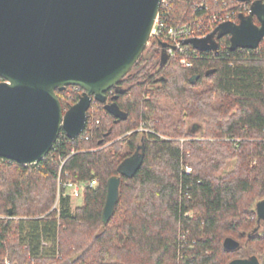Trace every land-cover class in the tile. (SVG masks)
I'll return each instance as SVG.
<instances>
[{"label":"trees","instance_id":"trees-1","mask_svg":"<svg viewBox=\"0 0 264 264\" xmlns=\"http://www.w3.org/2000/svg\"><path fill=\"white\" fill-rule=\"evenodd\" d=\"M163 3L159 12L166 7L175 23L221 0ZM222 37L229 43V33ZM157 44L145 47L105 102L91 100L87 138L61 130L33 164L0 157V264H228L252 256L264 264L255 213L264 199V42L218 55L196 48L189 68L164 63ZM55 92L65 112L83 89ZM135 153L138 168L122 173ZM58 176L98 182L71 209ZM111 177L119 184L104 219ZM226 237L238 246L225 249Z\"/></svg>","mask_w":264,"mask_h":264},{"label":"water","instance_id":"water-1","mask_svg":"<svg viewBox=\"0 0 264 264\" xmlns=\"http://www.w3.org/2000/svg\"><path fill=\"white\" fill-rule=\"evenodd\" d=\"M160 1L0 0V76L6 80L0 83V157L33 164L44 158L61 130L69 138L78 136L91 100L105 102V92L142 54ZM226 33L233 49L257 47L264 37V1L253 0L238 23H221L207 36L184 43L214 49V36ZM67 85L84 91L63 112L55 89ZM140 160L141 153L125 159L121 172L133 174ZM118 184V177L108 180L104 219L112 212ZM255 213L264 221V199L256 202ZM238 244L231 237L223 240L225 249ZM228 264L259 261L252 256Z\"/></svg>","mask_w":264,"mask_h":264},{"label":"built area","instance_id":"built-area-1","mask_svg":"<svg viewBox=\"0 0 264 264\" xmlns=\"http://www.w3.org/2000/svg\"><path fill=\"white\" fill-rule=\"evenodd\" d=\"M253 0H221L220 5L217 9H211L208 4H204V14L197 16L191 21H178L175 23H169L166 19V7L162 9L155 17L154 24L150 32V38L147 44L150 45L151 41L155 40L158 42L157 46L162 49L164 63L170 59H176L179 65L185 68H189L193 64L194 57L199 55V51L196 48H191L190 44L184 43V40L190 38H202L210 34L215 30V28L221 23H238L240 16L247 15L249 8ZM164 5H167V0H164ZM223 35L219 36L220 39L216 40L217 46L214 49L201 50L208 52V54L218 55L222 51H249L257 50L262 42H264V37L258 43L255 48H244V47H230L229 43H226ZM160 43H163L161 45ZM6 81L0 76V83ZM78 88L77 85H73ZM80 88V87H79ZM112 93V88L108 89L106 92V97L108 94ZM91 119L87 111L85 117L84 127L78 135L86 136L88 129L90 128ZM77 137V136H76ZM74 139V138H70ZM187 166V165H186ZM190 167H186V171L189 172ZM98 179L93 177L90 180L82 182L74 181H64L61 183L63 188V195H68L71 197H76L81 193L83 187L89 186L94 187L97 185ZM59 187V188H60ZM60 191L58 190V194Z\"/></svg>","mask_w":264,"mask_h":264},{"label":"rangeland","instance_id":"rangeland-1","mask_svg":"<svg viewBox=\"0 0 264 264\" xmlns=\"http://www.w3.org/2000/svg\"><path fill=\"white\" fill-rule=\"evenodd\" d=\"M147 46H149L148 44L145 46V47H147ZM145 49V48H144ZM153 71H154V69H153ZM62 163V162H61ZM64 180H62L59 176L57 177V183H56V186L57 187H60L61 186V183L63 182ZM69 181V180H68ZM77 183V182H76ZM84 188V187H83ZM83 189L81 190V193H79V195L78 196H76V197H71L70 198V201H69V206H70V208L71 209H73V208H75V207H78V206H80L81 204H82V198H83ZM56 201H57V197H56V200H55V202H54V205L52 206L53 208L55 207V205H56ZM254 206V205H253ZM193 210H190L189 211V213H188V215H192L193 214ZM1 218H4L5 216H0ZM14 218H16V217H14ZM261 228V226L259 227L258 226V229H260ZM4 264H9L8 263V260L7 259H4Z\"/></svg>","mask_w":264,"mask_h":264},{"label":"flooded vegetation","instance_id":"flooded-vegetation-1","mask_svg":"<svg viewBox=\"0 0 264 264\" xmlns=\"http://www.w3.org/2000/svg\"><path fill=\"white\" fill-rule=\"evenodd\" d=\"M264 225V221L260 220L259 227Z\"/></svg>","mask_w":264,"mask_h":264},{"label":"bare ground","instance_id":"bare-ground-1","mask_svg":"<svg viewBox=\"0 0 264 264\" xmlns=\"http://www.w3.org/2000/svg\"><path fill=\"white\" fill-rule=\"evenodd\" d=\"M218 5H219V3H218ZM218 7V6H217Z\"/></svg>","mask_w":264,"mask_h":264}]
</instances>
